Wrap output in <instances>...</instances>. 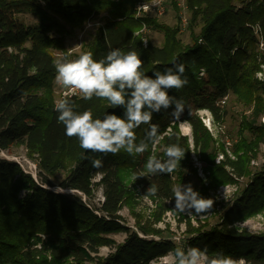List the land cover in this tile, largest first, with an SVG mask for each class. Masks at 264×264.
<instances>
[{
  "label": "trees",
  "instance_id": "trees-1",
  "mask_svg": "<svg viewBox=\"0 0 264 264\" xmlns=\"http://www.w3.org/2000/svg\"><path fill=\"white\" fill-rule=\"evenodd\" d=\"M149 1L0 0V150L22 141L28 157L37 160L38 175L34 180L16 162L0 158V264H148L173 249L170 242L160 238L161 230L141 224L136 231L123 228L118 212L124 204L133 210V195L128 187L131 182L141 186L142 195L151 183L158 186L157 195L151 198L155 202L151 214L156 222L171 212L167 203L174 201V189L184 184L185 172L190 168L187 138L178 130L181 122L190 127L194 148L208 174V185L200 181L196 191L207 198L209 191L235 181L234 177L247 178L246 187L224 211L221 223L208 230L203 226L190 229L188 246L207 247L210 254L243 257L248 264H264V234L250 235L234 226L264 210L263 173L250 169V160L264 141V128L257 123L264 113V88L254 79L258 69L257 40L248 26L258 23L264 36V0H186L189 44L178 39V24H162L152 14V18H134L136 5ZM164 5L166 8L165 1ZM24 15L34 21L26 23L21 18ZM88 20L102 23L83 46V53L92 52L96 60L119 48L139 52L146 75L163 73L178 63L185 66L188 84L169 91V95L183 100L184 112L178 118L171 115V108L153 114L152 123L159 124V136L171 129L154 151L152 143L143 154L87 151L77 138L66 136L64 125L58 122L53 96V51L64 52L65 38ZM142 25L163 34L161 46H143L140 35H136ZM200 69L204 70L202 77H198ZM227 95L230 104L252 110L239 119L236 142L231 148L235 160L225 159L216 165L214 160L223 152V144L214 146L195 112L207 110L215 123L224 122L229 102L221 108L218 100ZM69 99L77 111L91 108L94 118L123 114L122 108L107 100ZM148 130L146 124L135 130L137 143ZM176 143L186 153L175 171L134 178L135 173L144 170L150 156L166 159V147ZM94 159H100L102 167H93ZM58 173L64 174L57 185L64 193L55 190L50 180ZM95 176L97 180L93 181ZM94 188L102 192L100 211L107 220L97 216L92 206L76 195L80 193L89 200ZM121 230L125 233L122 243L105 237ZM156 237L160 240H153ZM104 245L113 251L98 256V248Z\"/></svg>",
  "mask_w": 264,
  "mask_h": 264
},
{
  "label": "clouds",
  "instance_id": "clouds-1",
  "mask_svg": "<svg viewBox=\"0 0 264 264\" xmlns=\"http://www.w3.org/2000/svg\"><path fill=\"white\" fill-rule=\"evenodd\" d=\"M76 45L74 47H78ZM70 50V49H69ZM144 62L136 50L122 51L112 49L106 57L94 59L92 52H85L78 58L64 57L56 65L55 81L66 91L63 98L55 103L58 122L65 127V135L79 140L80 147L87 151L116 154L121 150L129 154H143L149 143L156 144L159 139V124L152 123L153 114L172 109L171 115L178 118L184 112V102L169 95L171 89H181L188 84L182 63L168 68L165 72L146 75L142 71ZM75 92L86 100L93 97L107 100L111 105L123 109V114L108 113L103 119L94 118L91 108L83 112L69 99ZM142 124L149 125L145 138L137 143L135 130ZM185 150L180 144L166 147V159L150 156L144 170L134 174V178L167 175L176 170L185 158ZM93 167H102L100 159L92 161ZM158 193L154 183L142 195L151 202ZM173 211L201 215L210 210L215 199L204 197L191 183L178 185L174 189ZM174 264H248L245 258H234L222 252L210 254L207 247H177L166 257Z\"/></svg>",
  "mask_w": 264,
  "mask_h": 264
},
{
  "label": "rangeland",
  "instance_id": "rangeland-1",
  "mask_svg": "<svg viewBox=\"0 0 264 264\" xmlns=\"http://www.w3.org/2000/svg\"><path fill=\"white\" fill-rule=\"evenodd\" d=\"M164 1L166 2V11L163 16L157 17L158 22L168 25L170 27L178 24L179 26V31L177 35L178 39L183 44H189L190 37H189V32L187 30L188 29L187 25L189 22L190 14H189V8L186 4V0H174L173 1L176 11L173 9L172 0H164ZM141 17L142 18H152L151 15L149 14L142 15ZM21 18L26 23H31L34 21V18L29 15H24ZM93 23H95L93 28L84 29L85 25H83L81 29L75 30L69 36H67L64 40L66 50L64 52L63 51H53L54 59L55 60H57L58 58L60 59L62 55L66 56L69 49L73 50V53L71 54V56L74 58H77L78 55L83 54V51H84L83 46L92 37L94 29L96 30L98 27L102 25L100 20L93 21ZM140 30L136 33H139ZM194 31L195 33H197L199 31V27H196ZM139 35H140L141 40H143L144 42H147V44L151 43L154 46H161L163 43V34L157 31L150 30L147 28V31L145 33H140ZM76 45H79V46L74 47ZM202 70L203 69L199 70L198 77L201 76L200 73ZM53 96H54V105H55V103L59 100V96H58L56 88L53 89ZM228 104L229 105L226 107V109L229 115L226 117L224 122L218 123V126H219L218 128L220 129H218L217 132L219 133V135L218 136L216 135V139H214L212 135L209 133L210 137L213 139L215 147H219L220 145H222V140H224L223 137L225 136L228 137L229 134H231L232 136H235L233 138H236L237 131L239 130L237 126L239 123V116L243 113V111L244 112L250 111L251 113V110H252V109L244 110L243 108L239 106L236 107L234 106L233 103L230 104V101ZM237 114H239L238 119L236 118ZM257 123L260 124L259 121H257ZM178 130L180 132V135L181 133L182 135L185 134L186 132L188 133L187 124L182 123V122L178 123ZM164 134L165 133H163V135L160 136L159 141L163 137L167 136L166 134L165 135ZM189 136H190V133H189ZM156 144H152V147H151L152 151H154ZM255 154H256V157L253 159L251 158V160L254 161V164L252 163L250 164V169L252 172H255V173L262 172L264 176V153H262L260 144L258 145ZM0 158H6L8 160L18 162L24 174L31 175L34 180H38L37 169H36L37 160L36 161L33 160L35 157L34 158L28 157L27 150L22 141H19L17 144L12 145L8 149L0 152ZM200 163L203 164L202 162ZM189 164H190V168L186 170L185 175H184L186 178L184 184L191 183L194 189L198 187V184L201 183L200 181H203L204 184L208 185L206 183L208 182L207 180L208 174L205 169V165L203 164L202 166L203 171H204V177H203L204 179L201 180L200 178H198V176L194 172L195 169L193 167L191 158H190ZM190 169H192L193 172H191ZM231 177L233 178V176ZM63 178H64V174L58 173L54 178H51L50 180L55 185L54 186L55 190L61 191L64 193L65 190H60L57 187L58 183ZM234 179L235 181L233 182L231 181L229 183L223 184V185L230 184L228 186H229L230 191H233L232 194L229 195V193H227L226 188L224 191H222V195L216 194L214 190H211L208 192L207 197H212L215 199V204L212 207L213 210H208L207 212L201 215H193L187 212L177 213L172 210L174 207V201L168 202L167 206L170 208L171 212H167L165 215H163V218L160 219V221L158 222H156L152 218L151 213L153 212L154 209L152 211H148V208L144 204L138 203V201H141L140 199L138 200L135 199L134 186H133V182H131L128 184V187L131 190L132 195H133V200H134L132 204L133 210H131V208L128 207L129 206L128 204H124L122 208L119 210L118 215L122 218L121 223L123 224V228L128 227L131 230L136 231L138 224H141L143 226L148 225L147 227L151 229L159 230V231L161 230V232L163 233V236L160 238H162L164 241L170 242L173 245V249H170L169 251H167L163 256L156 257L150 260L148 264H174L171 258L166 259L165 257L177 247H185V248L188 247L187 242H188V239L191 237L190 229L202 228L203 226V229L205 228L206 230H208L209 227H216L218 224L221 223L224 211H226L227 208H229L231 204L235 201V199L238 196V193H240V191L246 187L247 178L234 177ZM96 180H97V177L95 176L93 178V181H96ZM257 187H258V190L261 189L259 187V184L257 185ZM99 193H100V189L94 188V193L92 196L93 198H91V206L93 205L95 207H99V204L97 202V198H99L98 197ZM108 209L112 210L111 207H108ZM234 226L237 227L238 230L246 231L250 235L264 234V210L251 217H247V219L243 221L235 223ZM105 237L114 240L115 243H122L125 238V233L124 231L121 230L118 233L107 234V236ZM160 238L156 237L153 240L158 241L160 240ZM110 248H111L110 246H105V245L99 247L97 255L100 254L102 255V257H104L106 254H108V251H111ZM85 264H91V263H85Z\"/></svg>",
  "mask_w": 264,
  "mask_h": 264
},
{
  "label": "built area",
  "instance_id": "built-area-1",
  "mask_svg": "<svg viewBox=\"0 0 264 264\" xmlns=\"http://www.w3.org/2000/svg\"><path fill=\"white\" fill-rule=\"evenodd\" d=\"M165 5H164V0H151L149 2H143V3H139L136 5L135 7V13H134V16L136 19H139L142 15H146V14H152L156 17H161L164 15L165 13ZM94 20H88L86 23H85V27L84 29H90L92 28L95 23H93ZM251 29V32L252 34L255 36L256 40H257V64H258V69L256 70L255 74H254V79L263 86L264 88V36H263V31H262V28L261 26L258 24V23H254V24H251V25H248ZM147 31V28L145 25H142L141 27V30L139 33H136L137 34H140V33H145ZM142 41V44L144 47H146L147 45V42H144L143 40ZM73 53V50H69L67 52V55L64 56L62 55V57H60V59L58 58L57 60H55V64L63 59L64 57H68L70 59H75L74 57L71 56V54ZM200 77H202L204 75V70L201 71L200 73ZM54 88H56L57 90V93H58V96H59V99L63 98L64 96V92L66 91V89L61 86V85H58L55 81V78H54ZM75 97H83L82 94H80L79 92H75L73 93L72 95L69 96V98H75ZM229 102V95L227 96H224L222 97L221 99L218 100V105L223 108L224 106L227 105V103ZM250 113V111H246L239 116V119L241 121V117L242 116H248V114ZM196 116L198 117V119L200 120L201 124L203 125V127L208 131V133H210L212 135V137L214 139H216V135L218 136L219 133L217 132L219 126H218V123H215L211 114L209 113V111L207 110H203V109H199L196 111ZM258 121L260 122V126H262L264 128V113L262 115H260ZM190 127L187 125V131L188 133L186 132L185 134L181 135L186 137L187 138V142H188V145H189V148H190V158L192 160V163H193V167H194V171L196 173V175L198 176V178H200L201 180H203L204 178V171H203V164H201L200 160H199V154L197 152V150H195L194 148V144H193V141H192V134H191V131H190ZM171 132V129L168 128L166 129V132L165 134L168 136L169 133ZM184 133V132H183ZM189 133H190V136H189ZM164 134V135H165ZM163 135V134H162ZM224 135V134H223ZM224 140H222V144H223V152H219L217 155H216V158L214 160V163L216 165H219L220 162L224 161L225 159H229V160H235V155L232 153V146L233 144L236 142V138H233V139H230L228 138L227 136L223 137ZM261 145V150H262V153H264V141L260 143ZM0 152H2L0 150ZM3 159H6V158H3ZM8 160V159H6ZM11 161V160H10ZM17 164H19L18 162H16ZM254 164V161L251 160L250 164ZM20 165V164H19ZM229 170V169H228ZM234 177V176H233ZM206 181V180H205ZM207 183V182H206ZM230 185V184H228ZM228 185H221L219 186L214 192L218 195H222V191L227 190V193L232 194L233 191H230L229 189V186ZM133 186H134V195H135V199H140L141 201H138V203L140 204H144L147 208H148V211H152L154 208H155V202L151 199V202H146L142 199V194L140 193V185L136 184V183H133ZM66 192V191H64ZM70 194H74V193H77V192H74V191H68ZM78 196L81 198V200L86 203L87 205L91 206V199H87L84 195H81L80 193H77ZM99 198H97V202L99 204V207H95L92 205V208H93V211L94 213L99 216V217H103L105 218L106 220L108 219L106 214L102 211H100L103 203H104V197L102 195V192L100 191L99 193ZM93 198V197H92ZM119 214V212H118ZM113 250L111 251H108V253L112 252ZM107 255V254H106ZM105 255V256H106ZM98 256H102V255H98Z\"/></svg>",
  "mask_w": 264,
  "mask_h": 264
}]
</instances>
